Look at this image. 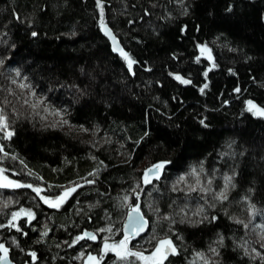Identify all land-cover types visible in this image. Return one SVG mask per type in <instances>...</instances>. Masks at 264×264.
Wrapping results in <instances>:
<instances>
[{
  "label": "trees",
  "instance_id": "1",
  "mask_svg": "<svg viewBox=\"0 0 264 264\" xmlns=\"http://www.w3.org/2000/svg\"><path fill=\"white\" fill-rule=\"evenodd\" d=\"M262 13L264 0H0V109L13 133L0 171L47 198L76 189L49 207L32 188H0V259L82 264L123 238L125 205L139 204L148 225L131 246L170 239L163 264H264V116L248 110L264 109ZM193 168L211 191H188ZM225 175L234 187L214 200ZM22 208L34 218L14 221ZM86 232L95 239L76 240ZM124 261L138 264L111 253L100 264Z\"/></svg>",
  "mask_w": 264,
  "mask_h": 264
},
{
  "label": "snow or ice",
  "instance_id": "2",
  "mask_svg": "<svg viewBox=\"0 0 264 264\" xmlns=\"http://www.w3.org/2000/svg\"><path fill=\"white\" fill-rule=\"evenodd\" d=\"M97 5L98 7L100 6V0H97ZM101 28L102 30L105 32V34L107 36H109L110 39L113 40L114 45L116 44L115 41V37L112 36L111 32L107 29V27L103 24V14L101 13ZM33 36L36 35V33H32ZM115 50H119L121 52V55L124 56L125 59L129 60V68L131 69V64L133 63V61H131L129 59V57L127 56L126 53L123 52L122 49H117L116 47H114L113 49ZM209 51L206 46H201V53H205ZM197 60H199V57L197 58ZM3 61L0 60V64H2ZM19 75V73L17 72V76ZM205 75H207V73H205ZM177 80H180L182 83H189V81L187 80H182L181 77L176 76L175 77ZM13 83H15V81H13ZM20 87H28V85L25 84H21ZM205 88L207 87V85L204 86ZM204 89H201V92H203ZM237 91H239V89H237ZM33 95H35V93H33ZM44 103L43 100H38L35 104H32L31 106L33 108L38 107L40 104ZM249 111H252L255 108V105H252L251 102H249ZM45 112L48 111L47 108L44 109ZM55 115H59V113H54ZM254 114H260V115H264V109H256ZM62 123H67V121H63ZM201 123H203V121H201ZM84 131H87L86 129H82ZM0 131H2L4 133L3 137H0V139H10L12 136V132H10L8 130V123L6 120V117L3 115V110L0 109ZM2 150V149H0ZM167 162H161L155 165H152L151 167H149L148 169L145 170L144 173V183L148 184L151 183V179L149 178L150 175L152 177H154L155 179H159V172L164 168L165 164ZM200 172H203V168L201 167V169L199 170ZM90 175H92V173H90ZM189 176H192L195 178V184L194 185H188V191H201V192H207V191H211L210 185H211V180L208 181V185L207 186H202L201 182H200V178H199V174L197 172V170L195 168L192 169V171L190 173H188ZM232 179L233 177L225 175L224 176V181H225V185H224V189H222L220 192L214 194L213 199L214 200H226L227 199V191L229 189V187H234V185L232 184ZM179 183H185V177L181 176L179 177L177 184ZM6 187H14V188H18V187H29L32 188V190L34 192L37 193L38 196H40L41 193V189L38 187H33L30 184H26V185H22L10 180H7V178H4V182H0V188H6ZM76 189L75 187L72 188H66L63 190V192L59 195H57L54 199H49L47 197L44 196H40V199L44 201V203L48 204L49 207H59L61 204H63L65 202V200H67V198L71 195L72 192H74ZM178 190L176 185L173 186V191ZM125 200H127V197H124ZM137 199L139 200V195H137ZM128 207V212H127V222L124 225V236L121 240H119V242L117 243H113V244H109L107 241V238L105 239V243H104V251H116V255H117V259L119 260H126L128 256H135L138 260L141 261H154V264H163V261L165 259H167L169 254L175 255L176 254V248L174 247V245L172 244V241L170 239H161L159 240L156 245H155V249L154 251L151 253V255L149 256H144L143 253L140 252H132L128 249V243L131 239L135 238L136 236H138L141 232H143L145 230V227L147 225V221L144 219L143 215L141 214V210H140V205L136 204L135 206L132 205H125ZM214 206V205H212ZM183 211V209H182ZM204 209L203 208H199L197 209V211L195 213H193V215H200L201 213H203ZM21 213H24L25 215H27L30 219L34 218L33 213L28 211L25 212L24 209H21ZM20 215V213H13V219L15 220L18 216ZM165 219H168V217H165ZM203 219H208V217L204 216ZM212 220H215L216 217H212ZM202 221H195V223H199ZM237 223H240V221H236ZM14 226V225H13ZM245 228L248 227L247 224L244 225ZM18 231L20 230L19 228L17 229ZM101 231H109L111 232V229H101ZM47 232L43 233V235H46ZM85 237H87L88 239H95V236L89 233H85L84 236H80L77 237L76 240L79 241L81 239H84ZM261 239H264V236L261 237ZM221 245L223 243V237H220V240L218 241ZM0 249H2L5 253L7 252V249H4L3 245H0ZM214 254L218 255V252L215 248L210 249ZM33 256V259H35V253L31 254ZM197 256L200 258H203V253H197ZM103 257H101L102 259ZM158 258V259H157ZM95 257H91L89 256V260H95ZM204 264H208V261L205 260Z\"/></svg>",
  "mask_w": 264,
  "mask_h": 264
},
{
  "label": "rangeland",
  "instance_id": "3",
  "mask_svg": "<svg viewBox=\"0 0 264 264\" xmlns=\"http://www.w3.org/2000/svg\"><path fill=\"white\" fill-rule=\"evenodd\" d=\"M263 14V13H262ZM264 15V14H263ZM200 53H201V51H200ZM201 55H206L207 56V59H209V60H211V55L209 54V52L207 51V52H205V53H201ZM253 112H255L256 111V109H253L252 110ZM260 115V114H259ZM262 116H264V115H262ZM150 178V177H149ZM151 179V178H150ZM152 180V179H151ZM0 182H4V177H3V174L1 173V171H0ZM63 190L64 189H62L61 190V192H63ZM61 194V193H60ZM56 197V196H55ZM55 197H50L49 199H54ZM23 209V208H22ZM25 210V209H24ZM25 212H27L26 210H25ZM15 213H20V215L14 220V221H17L18 220V218L19 217H21V216H27V215H25L24 213H21V209L20 210H18L17 212H15ZM13 218V217H12ZM117 242H119V240L117 241ZM117 242H113V241H108V243L109 244H113V243H117ZM104 243H105V241H103L102 242V244H101V251L98 253V254H95L94 255V257L96 258L95 260H89V254L90 253H88L85 257H83V262H82V264H100L101 263V260L105 257V255L107 254V253H111V254H113L115 257L117 256L116 255V251H107V252H105L104 251ZM131 244H132V240H130L129 241V243H128V249L130 250V251H132V252H140V253H143V255L144 256H149V255H151V253L154 251V249H155V247L153 248V250L151 251V253L148 251V246L146 247V248H135V249H133L132 248V246H131ZM147 252V253H146ZM171 256V255H170ZM101 257H103L102 259H101ZM130 256H128L127 257V259L129 258ZM132 258H134L135 259V261H137L138 262V264H154V261H149V262H146V261H141V260H138L135 256H131ZM169 257V256H168ZM158 259V258H157ZM130 260H132V259H130ZM166 260V259H165ZM124 264H126V261H124Z\"/></svg>",
  "mask_w": 264,
  "mask_h": 264
},
{
  "label": "water",
  "instance_id": "4",
  "mask_svg": "<svg viewBox=\"0 0 264 264\" xmlns=\"http://www.w3.org/2000/svg\"><path fill=\"white\" fill-rule=\"evenodd\" d=\"M106 27H107V29L111 32V34H112V36H114L115 37V35L113 34V32L110 30V28L107 26V24H105V23H103ZM101 32H102V34L104 35V37L108 40V42L110 43V45L112 46V48L114 49V47H116L117 49H121V46H120V44L118 43V40H117V38L115 37V41H116V44L114 45V43H113V40L112 39H110L109 38V36H107L106 34H105V32L102 30V28H101ZM116 51H119V50H116ZM162 171H163V169L159 172V176L161 175V173H162ZM150 178L151 179H155L154 177H152L151 175H150ZM142 214V213H141ZM143 215V214H142ZM144 217V216H143ZM145 220H146V218H144ZM147 221V220H146ZM127 222V215H126V218H125V220H124V222H123V229H124V225H125V223ZM147 225H148V222H147ZM147 225H146V227H145V230L143 231V232H141L138 236H136L135 238H133V239H136L137 237H139V236H141L145 231H146V228H147ZM122 229V230H123ZM86 233H89V234H92L93 235V233L92 232H86ZM123 234H124V231H123ZM170 255H172V254H169L168 256H170ZM0 264H15V263H13L7 256H4V257H2L1 259H0Z\"/></svg>",
  "mask_w": 264,
  "mask_h": 264
},
{
  "label": "flooded vegetation",
  "instance_id": "5",
  "mask_svg": "<svg viewBox=\"0 0 264 264\" xmlns=\"http://www.w3.org/2000/svg\"><path fill=\"white\" fill-rule=\"evenodd\" d=\"M131 240H134V239H131Z\"/></svg>",
  "mask_w": 264,
  "mask_h": 264
}]
</instances>
